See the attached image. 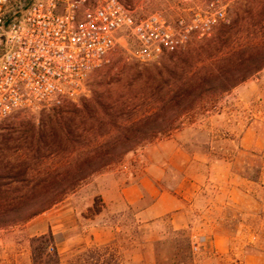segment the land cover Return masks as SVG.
Masks as SVG:
<instances>
[{
	"label": "rangeland",
	"instance_id": "374dc122",
	"mask_svg": "<svg viewBox=\"0 0 264 264\" xmlns=\"http://www.w3.org/2000/svg\"><path fill=\"white\" fill-rule=\"evenodd\" d=\"M122 1L139 18L153 13L176 17L189 6L183 0ZM30 3L31 0H13L11 9L21 16ZM228 19L211 37L194 41L180 52L150 63L135 58V38L123 31L107 63L91 74L87 91L80 97L67 99L61 106L20 111L0 121V187L4 191L0 200L16 199V162L25 158L27 165L36 163L31 152L38 140L35 132L39 129L51 132L57 119L71 124L73 142L68 149L74 152L84 149L81 135L91 140L96 137L95 122L82 118L90 115L84 111L86 105H105L119 124L138 120L145 115L148 103L156 98L154 94L165 88L164 82L171 81L170 72L186 62L217 69L219 48L220 57L226 59L218 64L220 68L229 70L231 64L243 62L241 71L252 70L256 64L248 60L264 54V0L236 1L228 11ZM247 45H255L257 49L245 51ZM236 49L239 51L235 52ZM205 50L209 53L202 54ZM206 102L185 116V126H178L155 142L138 146L121 163L93 175L69 195L95 198L94 208L85 210L86 218L91 219L104 210V200L95 186L101 175L139 173L147 168L148 150L165 144L169 150L183 148L194 159L187 169L169 166L165 172L166 183L172 188L180 183L186 187L190 182L197 184L198 206L189 227L176 228L171 215L142 223L137 209L115 215L107 213L102 218V225L113 223L119 228L112 252L124 264H177L189 254L188 264H264V68L228 93ZM48 142L50 148L45 147L42 156L67 149L52 138ZM23 226L0 230V264H17V242L22 244L18 247L21 252L29 247L34 258L37 237L30 238V232ZM172 231L185 234L174 236ZM194 236L205 237L198 253L191 249ZM103 245L89 239V243L74 248L61 244V249L66 262L87 248Z\"/></svg>",
	"mask_w": 264,
	"mask_h": 264
},
{
	"label": "built area",
	"instance_id": "2783aa9c",
	"mask_svg": "<svg viewBox=\"0 0 264 264\" xmlns=\"http://www.w3.org/2000/svg\"><path fill=\"white\" fill-rule=\"evenodd\" d=\"M183 1L176 17L139 18L122 0H31L21 16L13 0H0V121L80 97L123 31L135 38L138 61H158L211 37L238 0ZM204 242L194 236L192 250Z\"/></svg>",
	"mask_w": 264,
	"mask_h": 264
},
{
	"label": "trees",
	"instance_id": "16d2710c",
	"mask_svg": "<svg viewBox=\"0 0 264 264\" xmlns=\"http://www.w3.org/2000/svg\"><path fill=\"white\" fill-rule=\"evenodd\" d=\"M251 48L257 49L255 45H247L245 51ZM221 50L219 48L216 51L217 69L206 64L200 67L196 63L186 62L185 66L170 72L171 81L164 82L165 88L154 94L153 98H156L148 103L145 115L138 120L119 124L105 105H86L84 111L90 115L82 118L92 119L97 133L92 140L89 136L81 135L80 144L84 149H76L74 152L68 149L73 142V130L71 124L64 119H57L51 132L37 130L34 135L38 139L37 144L31 151L36 163L27 165L25 158L16 162V199L0 200V230L26 225L53 209L90 177L121 163L138 146L155 142L161 136L177 130L178 126H185V116L197 107L228 93L264 68V54L261 52L248 60L256 64L250 71L239 69L245 66L243 62L231 64V69L223 70L218 66L220 62L226 61L219 55ZM237 51L239 50L236 49L235 52ZM207 53L208 50L202 52ZM104 130L107 132L101 134ZM115 132L118 135H114ZM51 138L67 149L42 156L44 148H50L48 139ZM88 147L93 149L89 150ZM3 192L0 187V194ZM172 234L183 236L185 233L172 231ZM34 243V264H124L112 252L113 243L87 248L66 262L53 233L35 238ZM190 258V254L184 255L177 264H188Z\"/></svg>",
	"mask_w": 264,
	"mask_h": 264
},
{
	"label": "crops",
	"instance_id": "0c3cea01",
	"mask_svg": "<svg viewBox=\"0 0 264 264\" xmlns=\"http://www.w3.org/2000/svg\"><path fill=\"white\" fill-rule=\"evenodd\" d=\"M166 145L148 150L145 157L149 161L147 168L139 173H108L99 177L98 185L95 186L104 200V210L94 218L87 219L85 210L94 208L95 198L84 199L81 195H75L69 196L23 227L30 232V238L53 233L57 237L63 259L61 244L74 248L78 244L89 243V239L98 245L109 244L116 239L118 226L113 223L101 224L107 213L115 215L137 209L142 223H153L171 215L176 228L189 227L192 214L198 206L197 184L190 182L186 187L180 183L172 188L166 183L165 172L169 166L187 169L194 163V159L183 148L169 150ZM20 246L22 244L17 242V264H34L29 247L21 252L18 249ZM64 249L68 250L66 247Z\"/></svg>",
	"mask_w": 264,
	"mask_h": 264
}]
</instances>
